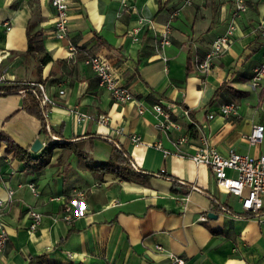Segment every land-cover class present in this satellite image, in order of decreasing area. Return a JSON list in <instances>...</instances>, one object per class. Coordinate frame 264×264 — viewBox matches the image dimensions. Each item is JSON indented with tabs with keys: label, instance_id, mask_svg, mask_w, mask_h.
<instances>
[{
	"label": "crops",
	"instance_id": "1",
	"mask_svg": "<svg viewBox=\"0 0 264 264\" xmlns=\"http://www.w3.org/2000/svg\"><path fill=\"white\" fill-rule=\"evenodd\" d=\"M244 2L233 42L199 72L193 60H201L223 33L232 0H66L63 39L52 34L54 10L48 0H0L2 83L38 82L55 102L45 108L40 131L38 120L23 109V92L0 95V131L29 153L41 151L46 136L56 140L58 135L61 141L81 140L83 154L53 149L47 164L34 171L4 153L0 142V199L6 188L13 189L3 215L6 242L0 264H169V255L184 264H264V196L254 216L216 210L218 203L243 213L238 199L218 188L203 164L187 157L200 136L221 155L264 154V75L258 86H250L262 59L256 27L264 25V0ZM165 24L169 42L155 52V37ZM34 32H39L41 54L48 56L44 63L24 52L25 34ZM67 46L74 49L72 57ZM86 53L107 61L141 113L133 103L113 102L97 86L81 62ZM228 101L237 104L235 117L205 118ZM153 104L168 112V129L159 126L162 118L152 112ZM73 110L92 119L75 122ZM98 115H106L105 125L95 122ZM253 124L263 125L257 144L244 138ZM131 134L139 139L136 146L128 139ZM180 136L187 141L174 144ZM35 138L41 147L30 152ZM112 145L130 161L132 180L86 167L88 160L104 161ZM157 171L183 183L186 193L170 191L169 180L150 175ZM67 203L68 222L62 218ZM29 208L41 215L33 231L27 230ZM217 230L222 232H210Z\"/></svg>",
	"mask_w": 264,
	"mask_h": 264
},
{
	"label": "built area",
	"instance_id": "2",
	"mask_svg": "<svg viewBox=\"0 0 264 264\" xmlns=\"http://www.w3.org/2000/svg\"><path fill=\"white\" fill-rule=\"evenodd\" d=\"M49 5L54 10V21L52 26V34L56 39H63L67 33V3L66 0H48ZM246 9L244 0H232V13L229 22L227 23L222 34L217 35L210 42L207 51L204 53L201 60H193V68L199 72H205L211 67V60L217 58L224 51H226L233 42V33L236 27L235 20L237 16L243 13ZM7 30L8 28L5 27ZM256 35L259 38L260 46L262 49L261 62L254 69L250 78V86L252 88L259 85L260 79L264 75V25L256 27ZM168 24L163 26L161 32L155 37L153 49L155 52L161 53L163 47L168 42ZM68 56L72 57L74 49L67 46ZM161 60L165 58L160 54ZM82 64L87 66L94 74L96 84L101 89L108 93L109 98L116 103H133L137 105V113H141L137 100L130 94L126 87L117 84L116 78L112 72L111 67L107 61L97 54L86 53L81 58ZM3 82V76L0 75V83ZM28 86L34 87L41 113L46 117V107L52 106L55 102L44 92L43 87L38 82H25ZM61 93V90H58ZM151 110L154 114L160 115L161 122L159 126L163 129H168L170 126L168 112L161 109L158 104H153ZM75 122H83L92 119L85 113H80L75 110L72 112ZM221 117H235L237 115V104L233 101L222 103L216 107L214 111L208 112L205 115L206 119H211L213 116ZM95 122L99 125L107 123L106 115H98ZM115 133H119L116 130ZM263 135V125L253 124L250 126L244 138L251 144H257L261 141ZM55 139V138H52ZM129 141L133 146L139 144V139L136 135L131 134L128 136ZM187 141L186 136L178 137L174 144H180ZM163 153H165L163 151ZM188 159L195 164H203L214 179L215 185L235 196L240 205V209L245 213L256 212L260 209L261 198L264 196V154H257L256 156L248 155L246 153H237L229 151L224 155L218 153L203 136L198 137V144L188 154ZM27 190L31 195L36 196L37 191L32 183L26 184ZM190 189L196 190L194 187ZM13 194V189L6 188L5 198L0 199V253L3 250L6 242V233L3 223V215L7 203L10 201ZM77 193L76 196H81ZM63 220L68 222L70 220V205L65 204L62 208ZM29 221L27 230L33 231L40 222L41 215L34 209H27ZM228 215V214H227ZM204 216H200V220H204ZM156 250L160 248L156 246ZM67 258H71L72 254L66 252ZM169 264H184V260L178 256H168Z\"/></svg>",
	"mask_w": 264,
	"mask_h": 264
},
{
	"label": "trees",
	"instance_id": "3",
	"mask_svg": "<svg viewBox=\"0 0 264 264\" xmlns=\"http://www.w3.org/2000/svg\"><path fill=\"white\" fill-rule=\"evenodd\" d=\"M39 37V32H34L32 34H25V54H36L37 62L44 63L48 56L47 54H41V48L37 44V39ZM96 37V36H95ZM96 39H98L96 37ZM185 71H188L187 61H185ZM18 92H23L25 95V102L23 103V109L29 114L33 115L39 122V130L44 131L45 129V118L41 113V107L39 106L38 99L36 97V92L34 87L28 86L24 82H16L12 84L0 83V95L15 94ZM216 92V91H215ZM56 140L51 139L46 136V144L41 149V151L36 153H29L27 147H21L12 141L6 134L0 131V142L3 143V152L6 154H11V157L19 161L23 168H28L30 170L39 171L43 166L47 164L48 154L53 149H65L69 150L71 153L75 154L79 158L83 155L81 152V140L75 141H61V137ZM89 164L86 167L89 171H101L107 172L115 177L123 179L125 181L132 180L135 173L131 167V163L126 156L114 145L111 146L110 152L104 161H91L88 160ZM155 177H163L170 181L169 190L172 192L186 193V189L183 187V183L173 180L165 175L162 171H157L150 174ZM214 208L220 212L228 214L230 216L244 217L254 216L258 214L261 210H257L252 213H240L236 214L229 210L227 206L220 205L218 203L214 204ZM211 233H221V230L210 231ZM35 259L39 261L41 256H35Z\"/></svg>",
	"mask_w": 264,
	"mask_h": 264
},
{
	"label": "water",
	"instance_id": "4",
	"mask_svg": "<svg viewBox=\"0 0 264 264\" xmlns=\"http://www.w3.org/2000/svg\"><path fill=\"white\" fill-rule=\"evenodd\" d=\"M40 147H41V143L35 138L31 142V144L29 145V151L30 152H36ZM206 217L213 219V218H215V215H213L211 213H206Z\"/></svg>",
	"mask_w": 264,
	"mask_h": 264
},
{
	"label": "rangeland",
	"instance_id": "5",
	"mask_svg": "<svg viewBox=\"0 0 264 264\" xmlns=\"http://www.w3.org/2000/svg\"><path fill=\"white\" fill-rule=\"evenodd\" d=\"M230 202H231V204H233V205L236 203V202H235V199H231Z\"/></svg>",
	"mask_w": 264,
	"mask_h": 264
}]
</instances>
